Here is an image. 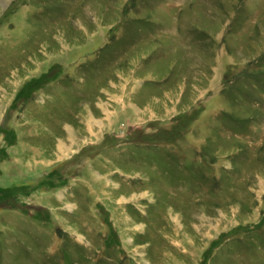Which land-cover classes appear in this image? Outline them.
Instances as JSON below:
<instances>
[{
  "label": "rangeland",
  "instance_id": "rangeland-1",
  "mask_svg": "<svg viewBox=\"0 0 264 264\" xmlns=\"http://www.w3.org/2000/svg\"><path fill=\"white\" fill-rule=\"evenodd\" d=\"M0 264H264V0H0Z\"/></svg>",
  "mask_w": 264,
  "mask_h": 264
}]
</instances>
